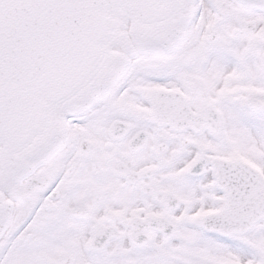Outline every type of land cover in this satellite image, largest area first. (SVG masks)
I'll use <instances>...</instances> for the list:
<instances>
[{
    "label": "snow or ice",
    "instance_id": "obj_1",
    "mask_svg": "<svg viewBox=\"0 0 264 264\" xmlns=\"http://www.w3.org/2000/svg\"><path fill=\"white\" fill-rule=\"evenodd\" d=\"M0 264H264V0H0Z\"/></svg>",
    "mask_w": 264,
    "mask_h": 264
}]
</instances>
